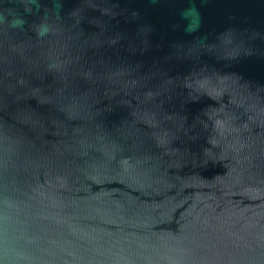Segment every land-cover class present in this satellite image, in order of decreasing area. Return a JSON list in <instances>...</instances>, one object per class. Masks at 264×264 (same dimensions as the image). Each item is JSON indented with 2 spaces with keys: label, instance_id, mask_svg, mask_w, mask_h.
I'll return each instance as SVG.
<instances>
[{
  "label": "water",
  "instance_id": "1",
  "mask_svg": "<svg viewBox=\"0 0 264 264\" xmlns=\"http://www.w3.org/2000/svg\"><path fill=\"white\" fill-rule=\"evenodd\" d=\"M0 264H264V0H0Z\"/></svg>",
  "mask_w": 264,
  "mask_h": 264
}]
</instances>
